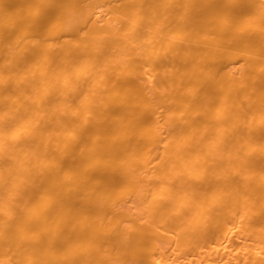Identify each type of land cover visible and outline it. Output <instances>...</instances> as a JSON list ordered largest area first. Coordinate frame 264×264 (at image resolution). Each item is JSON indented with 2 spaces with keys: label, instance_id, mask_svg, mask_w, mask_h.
Returning <instances> with one entry per match:
<instances>
[{
  "label": "bare ground",
  "instance_id": "6f19581e",
  "mask_svg": "<svg viewBox=\"0 0 264 264\" xmlns=\"http://www.w3.org/2000/svg\"><path fill=\"white\" fill-rule=\"evenodd\" d=\"M0 264H264V0H0Z\"/></svg>",
  "mask_w": 264,
  "mask_h": 264
}]
</instances>
